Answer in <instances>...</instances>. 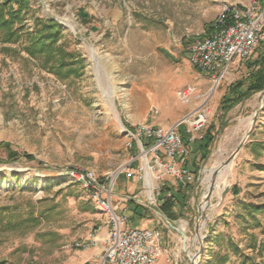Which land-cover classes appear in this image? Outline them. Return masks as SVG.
I'll list each match as a JSON object with an SVG mask.
<instances>
[{
    "label": "rangeland",
    "instance_id": "rangeland-1",
    "mask_svg": "<svg viewBox=\"0 0 264 264\" xmlns=\"http://www.w3.org/2000/svg\"><path fill=\"white\" fill-rule=\"evenodd\" d=\"M258 1L264 4V0ZM30 2L37 16L60 24L58 44L79 58L78 75L60 78L43 66V59L28 57L17 44H6L9 49L4 51L6 45L0 43V264H62L67 242L108 221L90 191L73 181L69 171L92 170L99 180L113 185L122 181L121 174L133 172L136 166L132 175H144L147 188L141 185L126 195L135 194L144 204L153 195L157 199L154 209L165 224L162 231L172 264H224L230 257L232 264H241L239 258L233 259L230 242L264 264V214L254 213L252 217L245 211L246 204L264 206V89L224 115L219 111L222 99L230 95L238 81L247 78L250 62L264 51V38L249 58L234 60L222 76L207 73L214 77L205 95L209 113L203 132L213 126V141L205 159L190 150L189 168L198 170L195 181L179 188L175 177L165 174L159 195L157 190L149 194L144 164H153L151 154L145 162L144 153L127 132L135 130L121 113L134 81L132 75L139 74L138 67L130 62L125 34L135 32L139 40L161 28L170 29L174 35L201 34L216 18L218 2ZM27 25L31 28L32 24ZM194 99L200 98L193 94ZM251 116L248 129L246 121ZM165 119L171 121L170 117ZM180 127L181 134L183 125ZM240 143V150L226 169L222 193L217 195L210 177L220 176ZM4 144L20 156L8 161ZM26 154L32 158L28 160ZM178 189L184 193H178ZM170 193L178 199L186 196V206H176L174 216L167 217L157 206L158 198ZM135 225L139 223L128 220L125 227ZM253 239L256 246L262 242L259 250L249 247Z\"/></svg>",
    "mask_w": 264,
    "mask_h": 264
},
{
    "label": "built area",
    "instance_id": "built-area-1",
    "mask_svg": "<svg viewBox=\"0 0 264 264\" xmlns=\"http://www.w3.org/2000/svg\"><path fill=\"white\" fill-rule=\"evenodd\" d=\"M216 1L220 9L210 29L196 34L189 42L187 52L189 62L196 70L222 76L231 62L249 58L264 38V4L260 5L258 0H247L245 4L241 0ZM193 93V87L186 86L178 90L177 95L182 102H188ZM208 113L203 104L169 128L137 123L134 125L135 133L127 130L135 138L141 154H151L153 164L149 167L157 183L152 190H157V195L160 184L165 183V174L173 175L178 184L193 180L184 168L190 149L184 144L178 127L183 125L189 144L194 143L203 137ZM141 169L144 170L139 167ZM68 175L90 191L96 206L108 216L109 231L104 240V252L96 264H155L162 252L160 232L157 229L125 227L127 218L117 214L111 205V181H101L94 171L85 169L71 170ZM141 178L142 185L147 188L145 176ZM153 197H149L151 206H155L157 201ZM73 246L84 248L86 244L77 241Z\"/></svg>",
    "mask_w": 264,
    "mask_h": 264
},
{
    "label": "crops",
    "instance_id": "crops-1",
    "mask_svg": "<svg viewBox=\"0 0 264 264\" xmlns=\"http://www.w3.org/2000/svg\"><path fill=\"white\" fill-rule=\"evenodd\" d=\"M246 1L241 0L243 4ZM137 38L138 35L135 32L127 31L125 34L128 52L131 56L130 62L132 66L138 67L139 74L132 75L134 81H132L125 108L121 109V113L130 121L129 126L134 130V125L137 123H149L152 126L169 128L207 102L208 98L205 95L210 90V82L214 75L200 73L189 62L187 46L195 35H174L170 29L161 28L145 34L143 40ZM143 69L144 71H140ZM186 86H192L193 94L200 99L192 100L191 97L189 102H182L177 92ZM206 105H209V101ZM215 106L217 104L214 108ZM168 117L171 121L165 119ZM148 120L150 122H147ZM180 128L178 127L179 132ZM136 168H132L134 173L137 171ZM120 176L122 181H116L111 185L110 201L114 211L124 215L127 221L134 220L139 223L130 228L157 229L160 232L159 243L162 252L155 264H172L170 250L167 249V242L164 240L165 233L162 231L165 224L158 218V210L154 209L156 205L154 207L139 202L135 194L126 195V193L133 194L137 191L142 185L141 177L129 175V173ZM158 200L160 206L162 199L158 198ZM140 210L145 214H142ZM108 231V221H102L96 228L82 234L80 238L71 239L72 243L67 242L64 245L66 255L63 256L62 264H96L103 255L104 240ZM77 241L85 243L86 247L75 248L73 244ZM212 256L214 257L215 253ZM237 258L238 256H233V259ZM231 260L230 257L224 264H232Z\"/></svg>",
    "mask_w": 264,
    "mask_h": 264
},
{
    "label": "trees",
    "instance_id": "trees-1",
    "mask_svg": "<svg viewBox=\"0 0 264 264\" xmlns=\"http://www.w3.org/2000/svg\"><path fill=\"white\" fill-rule=\"evenodd\" d=\"M31 23V28L27 25ZM211 27V23L207 26L206 31ZM62 37V29L60 24L53 20L37 16L32 10L30 0H0V43L2 45L17 44L28 57L32 59H43L44 67H48L60 78H67L70 75L77 74V64L79 58L67 52L64 47L58 44ZM6 45V46H7ZM3 46L4 51H8V46ZM250 72L246 79L238 81L230 92L229 96L222 99L219 111L226 114L233 106L242 100L250 97L252 94L264 89V51L260 52L258 56L250 62L248 66ZM78 75V74H77ZM213 126L204 131L203 137L194 143L189 144L185 131L183 130L182 139L188 148L205 159L208 155L209 147L213 141L212 136ZM8 151V161H13L20 154L10 150L8 145H3ZM191 154L184 163V168L193 176L191 182L179 184L178 187L189 186L195 181L197 167L191 170L189 168V159ZM25 157L30 160L31 155L26 154ZM171 189V188H169ZM171 191V190H169ZM178 193H184L178 189ZM237 194V191H234ZM186 196L178 199L173 193L162 199L159 210L166 215L174 216V208H184L186 206ZM246 215L252 216L254 213L264 214V206L246 204ZM3 218H0L2 221ZM261 243L256 246L255 239L249 244L251 249L255 247L261 248ZM233 245V246H232ZM228 247L232 250L234 255L238 254L241 264H262L256 262L248 254H244L242 249L232 242ZM224 263V262H223Z\"/></svg>",
    "mask_w": 264,
    "mask_h": 264
},
{
    "label": "bare ground",
    "instance_id": "bare-ground-1",
    "mask_svg": "<svg viewBox=\"0 0 264 264\" xmlns=\"http://www.w3.org/2000/svg\"><path fill=\"white\" fill-rule=\"evenodd\" d=\"M67 24H69L68 20L66 21ZM263 100V98L260 100V102ZM252 125V116L246 121V127L249 129ZM235 152L236 149L234 150L233 154L231 156H229V158L227 159V161L225 162V170H222V173L220 174L219 177L214 178V176H211L210 178L211 180V186L214 188V191L217 195H220L222 193V187L221 185L224 183L228 173L227 170L230 165H231V160L235 158ZM143 158L146 162V156L145 154H143ZM232 158V159H231ZM144 168H145V173H146V177H147V181L150 182V190H149V194H152V187L155 185L154 184V178L152 177V173L150 171V167L147 165V163L144 164Z\"/></svg>",
    "mask_w": 264,
    "mask_h": 264
},
{
    "label": "water",
    "instance_id": "water-1",
    "mask_svg": "<svg viewBox=\"0 0 264 264\" xmlns=\"http://www.w3.org/2000/svg\"><path fill=\"white\" fill-rule=\"evenodd\" d=\"M257 114H258V112H256V113L254 114V119H255V117L257 116ZM241 146H242V143H240L239 146L237 147L235 154L240 150Z\"/></svg>",
    "mask_w": 264,
    "mask_h": 264
}]
</instances>
